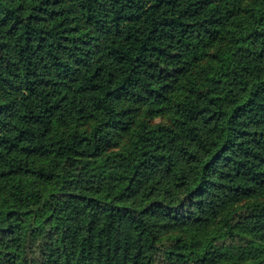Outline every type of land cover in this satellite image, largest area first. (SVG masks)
Masks as SVG:
<instances>
[{
  "label": "trees",
  "instance_id": "obj_1",
  "mask_svg": "<svg viewBox=\"0 0 264 264\" xmlns=\"http://www.w3.org/2000/svg\"><path fill=\"white\" fill-rule=\"evenodd\" d=\"M0 264H264V0H0Z\"/></svg>",
  "mask_w": 264,
  "mask_h": 264
},
{
  "label": "rangeland",
  "instance_id": "obj_2",
  "mask_svg": "<svg viewBox=\"0 0 264 264\" xmlns=\"http://www.w3.org/2000/svg\"><path fill=\"white\" fill-rule=\"evenodd\" d=\"M167 118H168V117H167ZM167 118H165V117L157 118V119H155L154 121L158 123V122H160V121H166Z\"/></svg>",
  "mask_w": 264,
  "mask_h": 264
}]
</instances>
